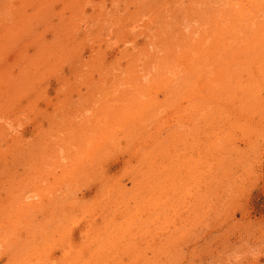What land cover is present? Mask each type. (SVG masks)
Instances as JSON below:
<instances>
[{"label":"rangeland","instance_id":"rangeland-1","mask_svg":"<svg viewBox=\"0 0 264 264\" xmlns=\"http://www.w3.org/2000/svg\"><path fill=\"white\" fill-rule=\"evenodd\" d=\"M263 26L264 0H0V264H264Z\"/></svg>","mask_w":264,"mask_h":264},{"label":"bare ground","instance_id":"bare-ground-1","mask_svg":"<svg viewBox=\"0 0 264 264\" xmlns=\"http://www.w3.org/2000/svg\"><path fill=\"white\" fill-rule=\"evenodd\" d=\"M59 20H60V19H59ZM263 27H264V26H263ZM261 76H262V75H261ZM231 91H232V90H231ZM231 91H230V92H231ZM188 97H189V96H188ZM190 119H191V118H190ZM77 153H78V152H77ZM5 154H6V153H5ZM147 159H148V158H147ZM91 160H92V159H91ZM104 242H105V241H104Z\"/></svg>","mask_w":264,"mask_h":264}]
</instances>
